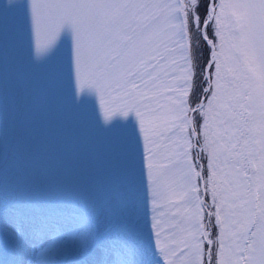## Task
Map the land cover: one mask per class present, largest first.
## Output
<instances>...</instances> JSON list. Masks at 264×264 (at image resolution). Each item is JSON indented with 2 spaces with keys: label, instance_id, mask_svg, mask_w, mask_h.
Returning <instances> with one entry per match:
<instances>
[{
  "label": "snow or ice",
  "instance_id": "obj_1",
  "mask_svg": "<svg viewBox=\"0 0 264 264\" xmlns=\"http://www.w3.org/2000/svg\"><path fill=\"white\" fill-rule=\"evenodd\" d=\"M0 264H264V0H0Z\"/></svg>",
  "mask_w": 264,
  "mask_h": 264
}]
</instances>
